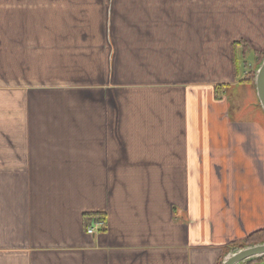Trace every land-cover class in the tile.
<instances>
[{"label": "crops", "instance_id": "0c3cea01", "mask_svg": "<svg viewBox=\"0 0 264 264\" xmlns=\"http://www.w3.org/2000/svg\"><path fill=\"white\" fill-rule=\"evenodd\" d=\"M233 1L0 0V264H223L264 230L257 96L216 121L264 53Z\"/></svg>", "mask_w": 264, "mask_h": 264}, {"label": "rangeland", "instance_id": "374dc122", "mask_svg": "<svg viewBox=\"0 0 264 264\" xmlns=\"http://www.w3.org/2000/svg\"><path fill=\"white\" fill-rule=\"evenodd\" d=\"M233 2L234 3L232 5V7H235L237 9H242L243 5L247 6V4L248 5H253L254 4L252 1H249L247 3V1H242L241 2V1H238V0H234ZM234 14H240V16H244L243 17L244 19H241V20L246 21L245 20L246 19L245 18L246 11H241V12L240 11H234ZM248 14L251 15L249 20L254 22L256 20V18H254L252 16L253 13L249 12ZM244 21H241V23H243ZM251 30H253V32H255L257 30V28L251 29ZM250 35H252V33H250ZM258 36H259V34H258ZM244 43H246V42H244ZM240 49H239V52H240ZM253 54L254 53H252V51L249 52L248 55H247V57H248L247 60L249 59V61H250V70H254L255 71L259 64L257 65L256 64V60L252 59V57H254ZM241 65L242 64L240 63V68H242ZM238 83H239V85H241V87L246 84V83H244V84L240 83V81H238ZM253 84H254L253 86L250 85L249 87H247L245 89L239 87V88H235V90H234V88H231L233 90H229L227 87H224L223 90H221V91H219V93H217V96L219 98H221V100H218V101H225V103L223 105L225 109L223 110V112L221 111L218 114V119L216 120L217 123H220V121H221L220 118H222V117H223L225 123H230V122H235V121H254V120L255 121H262V119H263L262 113L259 111V109H257V108L255 109V107L253 106V102L254 103L257 102V101L255 102V99H256L255 79H254V83ZM241 90H242V92L245 91L244 94L241 92ZM199 103H200V101H197L196 99H194L192 97H187L185 99V104H186V107L188 109L192 108V107L193 108H198L199 105H200ZM209 103L210 104H215V100L214 101L211 100ZM257 103H256V105L258 106ZM193 116H194V121H195L196 127L198 129L199 122H201V120H199V118H198L199 116L197 115V110H195V113L193 114ZM189 117H190V115H188V121H189ZM208 122L211 123V122H213V120L211 119ZM186 130H187L188 133L191 132V131H189V129H186ZM218 132H219V130H218ZM204 180L205 179H202V184L203 185L206 184V182H203ZM194 181H195V179H194ZM199 181H201V180H199ZM190 182H192V179H190L188 181V183H190ZM217 184L220 185L219 183H217ZM225 184L227 186L228 185V181H225ZM190 196L191 195L189 193V197ZM244 215H247L248 217L249 216H251V217L253 216L252 214H248L246 211H244ZM174 218H175V221H178V219H179L177 215L176 216L174 215ZM256 219H258V224H262L263 223V219H262L261 215H257L256 214ZM240 244H241V242H236V243L233 244V246H237L238 247V245H240ZM260 263L264 264V259Z\"/></svg>", "mask_w": 264, "mask_h": 264}, {"label": "water", "instance_id": "95a60500", "mask_svg": "<svg viewBox=\"0 0 264 264\" xmlns=\"http://www.w3.org/2000/svg\"><path fill=\"white\" fill-rule=\"evenodd\" d=\"M255 91L264 113V60L255 70ZM261 259H264V242L234 250L225 257L223 264H249Z\"/></svg>", "mask_w": 264, "mask_h": 264}, {"label": "trees", "instance_id": "16d2710c", "mask_svg": "<svg viewBox=\"0 0 264 264\" xmlns=\"http://www.w3.org/2000/svg\"><path fill=\"white\" fill-rule=\"evenodd\" d=\"M241 48V49H240ZM240 49V52H239ZM251 52L248 45L246 43H238L235 45V76L236 79H240V83H246L249 85H254L255 79V71L250 70V61L247 60L248 53ZM254 58L256 60V64H260L264 60V53L262 52H254ZM240 63L242 64L240 68ZM242 78V79H241ZM264 242V230L257 231L251 235H249L243 242L244 245H254L258 243Z\"/></svg>", "mask_w": 264, "mask_h": 264}, {"label": "built area", "instance_id": "2783aa9c", "mask_svg": "<svg viewBox=\"0 0 264 264\" xmlns=\"http://www.w3.org/2000/svg\"><path fill=\"white\" fill-rule=\"evenodd\" d=\"M106 226L104 222L97 223L94 228L89 229L88 233L93 234L95 233L99 228L103 229Z\"/></svg>", "mask_w": 264, "mask_h": 264}]
</instances>
